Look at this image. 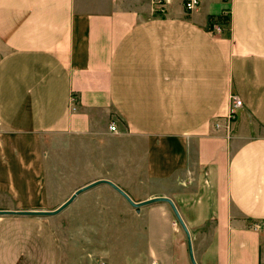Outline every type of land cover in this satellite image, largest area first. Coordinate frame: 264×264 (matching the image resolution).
I'll use <instances>...</instances> for the list:
<instances>
[{
    "label": "crops",
    "instance_id": "0c3cea01",
    "mask_svg": "<svg viewBox=\"0 0 264 264\" xmlns=\"http://www.w3.org/2000/svg\"><path fill=\"white\" fill-rule=\"evenodd\" d=\"M200 1L0 0V264H264V0Z\"/></svg>",
    "mask_w": 264,
    "mask_h": 264
},
{
    "label": "built area",
    "instance_id": "2783aa9c",
    "mask_svg": "<svg viewBox=\"0 0 264 264\" xmlns=\"http://www.w3.org/2000/svg\"><path fill=\"white\" fill-rule=\"evenodd\" d=\"M149 4L152 6L153 12L158 14H165L167 12V8L169 5L173 4L178 0H147ZM183 5L187 13H193L197 11L200 7L201 1L200 0H182ZM233 0H223V3L227 6L221 15L222 21L224 19L230 20L231 17V7L230 4ZM211 33L222 35L225 33L226 28L223 22H216L210 28ZM244 107L242 99L236 94L233 93L231 96V109L230 113L227 117H225V128L231 129L233 122L237 119L238 112L242 110ZM113 132L117 131V127L113 125L111 127ZM158 264V263H153Z\"/></svg>",
    "mask_w": 264,
    "mask_h": 264
},
{
    "label": "water",
    "instance_id": "95a60500",
    "mask_svg": "<svg viewBox=\"0 0 264 264\" xmlns=\"http://www.w3.org/2000/svg\"><path fill=\"white\" fill-rule=\"evenodd\" d=\"M112 186H114V185H112ZM117 190H119L120 191V193L130 202V204L131 205H133V206H142V205H148V204H152V203H155V202H168L171 206H172V208H173V210H174V212H175V214H176V216H177V219H178V221L180 222V224L182 225V227H183V229L185 230V232L187 233V235H188V237L190 238V235H189V231H188V229H187V227H186V225H185V223H184V221L182 220V218H181V216H180V214H179V212H178V210H177V208H176V206H175V204L173 203V201L172 200H170V199H167V198H160V199H154V200H151V201H147V202H144V203H140V204H136V203H134L132 200H131V198L125 193V192H123L122 190H120L118 187H116V186H114ZM87 188H89V187H87ZM87 188H85V189H82V190H80V191H78V193H80V192H82L83 190H86ZM77 193V194H78ZM73 200V198L66 204V205H64L61 209H59V210H57V211H54V212H49V213H35V214H38V215H55V214H58L63 208H65L71 201ZM0 213H2V212H0ZM191 259H192V262H193V264H196V262H195V260H194V257H193V253H192V251H191Z\"/></svg>",
    "mask_w": 264,
    "mask_h": 264
},
{
    "label": "rangeland",
    "instance_id": "374dc122",
    "mask_svg": "<svg viewBox=\"0 0 264 264\" xmlns=\"http://www.w3.org/2000/svg\"><path fill=\"white\" fill-rule=\"evenodd\" d=\"M148 2V1H147ZM149 3V2H148ZM155 14H157V15H161V14H158V13H155ZM223 24H224V26H225V28L227 29V28H229L230 27V20H227V19H224L223 20ZM232 131V129H227L226 130V132H227V135L230 133ZM67 211H69V210H67ZM55 227H56V229H57V232L59 233V228H63V226L62 225H59V216L57 217V218H55ZM178 223H180L179 221H178ZM61 224V223H60ZM130 234V233H129ZM128 246H129V249L130 248H132L133 246H134V243L133 242H131V241H128Z\"/></svg>",
    "mask_w": 264,
    "mask_h": 264
},
{
    "label": "trees",
    "instance_id": "16d2710c",
    "mask_svg": "<svg viewBox=\"0 0 264 264\" xmlns=\"http://www.w3.org/2000/svg\"><path fill=\"white\" fill-rule=\"evenodd\" d=\"M211 25H213L216 22H223L221 18L218 19V21L214 20L213 18L210 19Z\"/></svg>",
    "mask_w": 264,
    "mask_h": 264
}]
</instances>
